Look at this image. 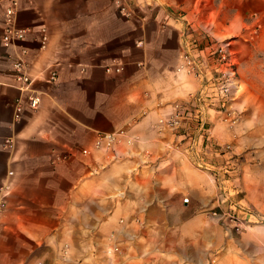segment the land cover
<instances>
[{"label":"crops","instance_id":"0c3cea01","mask_svg":"<svg viewBox=\"0 0 264 264\" xmlns=\"http://www.w3.org/2000/svg\"><path fill=\"white\" fill-rule=\"evenodd\" d=\"M16 22L42 98L14 118L20 47L0 30V264H264V230L228 236L210 214L225 205L229 152L216 149L231 137L215 87L201 120L158 123L199 91L177 71L185 45L209 76L215 44L264 43V0H21ZM98 133L118 141L96 149Z\"/></svg>","mask_w":264,"mask_h":264},{"label":"rangeland","instance_id":"374dc122","mask_svg":"<svg viewBox=\"0 0 264 264\" xmlns=\"http://www.w3.org/2000/svg\"><path fill=\"white\" fill-rule=\"evenodd\" d=\"M230 43L235 74L226 96L231 134L226 142V199L210 214L219 218L228 236H235L255 227L264 230V43Z\"/></svg>","mask_w":264,"mask_h":264},{"label":"built area","instance_id":"2783aa9c","mask_svg":"<svg viewBox=\"0 0 264 264\" xmlns=\"http://www.w3.org/2000/svg\"><path fill=\"white\" fill-rule=\"evenodd\" d=\"M5 1L6 5L4 8V16L2 21H0L1 30V40L4 46H15L17 47L21 41L25 38L27 29L24 27H19L16 22V13L21 0H0ZM30 1V0H26ZM121 10L125 11V7H121ZM45 40L46 37L44 36ZM230 41H223L209 50L207 53V61L209 76H207L206 71L201 62H199L193 54L192 48L187 43L184 47L181 62L177 67V71H183L195 78L200 82L199 91L192 94L189 101L177 102L174 105V111L166 117L159 118L158 123L163 127H169L174 129H179L184 120L188 117L194 118L196 121L201 120V112L199 111V101L201 99V94L205 91L208 85H213L215 91L219 96V106L220 110L226 112V96L229 93L235 70L233 68V58L231 57L230 51ZM27 51L24 47H20L17 55L12 62V76L14 78L15 84L21 93L25 94V99L22 97H17L15 99L14 105V118L20 119L24 105H27L30 109L36 110L41 103L42 94L33 87L32 78L29 74L28 65L25 61ZM123 69L121 64H112L105 67L106 72L110 73L112 71L120 72ZM57 78L56 70H51L49 74V81L54 82ZM119 132L118 134H121ZM118 141V137L114 133H98L94 140V147L96 149H112L114 144ZM5 144L8 148H12L13 144L10 139L5 140ZM229 145L224 144L219 146L216 151L219 153H224L229 150ZM83 154H87L88 150L83 149ZM67 157H56L55 161L65 160ZM12 171H8V175L11 176ZM12 182L10 179L6 180L4 183L0 184V214L6 206V196L11 191ZM183 202H188V198H184ZM255 217V216H254ZM117 250V248H115Z\"/></svg>","mask_w":264,"mask_h":264}]
</instances>
